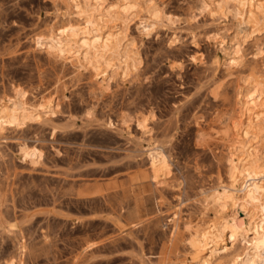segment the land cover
<instances>
[{"label":"rangeland","instance_id":"374dc122","mask_svg":"<svg viewBox=\"0 0 264 264\" xmlns=\"http://www.w3.org/2000/svg\"><path fill=\"white\" fill-rule=\"evenodd\" d=\"M161 1L173 24L140 13L126 26L113 25L134 45L138 77L115 79L103 92L90 86L86 72L73 74L33 48L34 35L56 13L53 0H0V103L13 86L30 98L57 90L61 101L50 123L30 122L0 136V264L10 257L18 264L189 261L183 224L220 189L218 177L226 181L225 148L216 138L222 127L200 137L197 126L228 118L239 74L227 76L210 39L221 21L201 9L202 0ZM143 22L154 24L145 31ZM243 47L241 69L262 75L264 28ZM138 118L148 119L151 140L138 130ZM23 143L43 152L34 169L18 158ZM151 149L167 159L168 186L150 182ZM233 213L249 229L246 212Z\"/></svg>","mask_w":264,"mask_h":264},{"label":"bare ground","instance_id":"6f19581e","mask_svg":"<svg viewBox=\"0 0 264 264\" xmlns=\"http://www.w3.org/2000/svg\"><path fill=\"white\" fill-rule=\"evenodd\" d=\"M53 1L56 13L34 35L33 48L58 60L62 66L68 65L73 74L86 72L90 86L103 92L115 79L124 84L128 77L135 75L139 63L134 45L114 30L115 25L126 26L140 13L156 24L176 21V17L163 10L161 0ZM200 6L213 20L221 21L210 33V39L229 69L227 76L238 73L239 77L231 82L235 104L228 118L207 123L205 127L197 126L200 137L207 130L222 127L223 133H216V138L225 148L222 159L226 181L219 176L220 189L215 188L202 199L201 211L195 220L189 218L193 221L186 219L183 224L189 253V261L183 264H264V73L261 75L249 67L245 69L250 73L246 78L241 69L246 57L243 47L246 39L264 28V0H202ZM229 15L236 22L237 30L233 34L226 24ZM141 24L143 30H150L149 23ZM263 53L259 50L257 55L262 58ZM218 59L214 61L216 66ZM56 91L30 98L13 86L11 96L0 103V136L5 130L21 129L30 122L50 123L58 103L61 104ZM147 121V118H138L136 124L141 135L151 140ZM143 141L145 138L140 137L139 145ZM152 150L146 153L150 182L156 187L168 186L167 159ZM42 156L41 149L24 143L18 150L19 160L33 169L41 164ZM236 207L246 212L249 229L234 215ZM17 260L10 257L4 264H18Z\"/></svg>","mask_w":264,"mask_h":264}]
</instances>
